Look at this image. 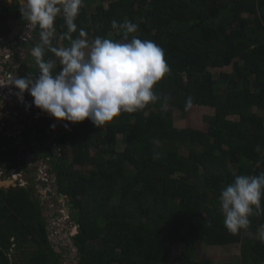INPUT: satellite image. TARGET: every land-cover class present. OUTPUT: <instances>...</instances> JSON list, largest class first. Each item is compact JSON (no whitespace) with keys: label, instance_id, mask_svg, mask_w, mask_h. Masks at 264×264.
I'll return each instance as SVG.
<instances>
[{"label":"trees","instance_id":"obj_1","mask_svg":"<svg viewBox=\"0 0 264 264\" xmlns=\"http://www.w3.org/2000/svg\"><path fill=\"white\" fill-rule=\"evenodd\" d=\"M9 16L0 7V37L6 44L25 37L23 47L30 51L39 43L38 30L19 31L8 41ZM15 17L25 25L19 11ZM114 19L135 23L132 35L163 49L170 71L154 90L168 96L167 104L122 112L100 128L89 120L57 121L56 135L52 120L33 117L43 112L31 105L30 124L22 133L48 158L47 172L78 225L70 235L76 264H167L180 244L184 251L172 264H201L193 256L199 242L241 245L239 263L213 264H264V239L255 237L264 227V213L250 216L248 227L233 234L219 204L221 189L235 176L264 173V0H83L75 23L88 40H119ZM63 25L57 17L54 46H68ZM22 62L20 77L39 74L38 67ZM188 96L193 105L215 109L204 117L205 131L174 126L173 110L186 112ZM24 99L33 98L25 92ZM50 139L52 145H44ZM13 142L0 135L6 171L17 165ZM33 193L20 185L7 192L0 188V264H10L9 253H15L13 264L62 262L65 250L51 244L42 207L35 210L36 219L29 213ZM25 246L33 248L25 252Z\"/></svg>","mask_w":264,"mask_h":264},{"label":"clouds","instance_id":"obj_2","mask_svg":"<svg viewBox=\"0 0 264 264\" xmlns=\"http://www.w3.org/2000/svg\"><path fill=\"white\" fill-rule=\"evenodd\" d=\"M82 5L83 0H22L20 3L22 19L30 29L38 30L39 35V43L30 49L39 74L13 78L20 101L23 102L27 92L33 98L32 105L57 121L77 124L89 120L98 128L122 112L135 113L157 101L167 104L168 96L158 95L154 90L170 71L163 49L152 40L132 35L138 25L129 20L111 22L112 29L122 34L121 39L97 36L89 42L85 30H78L75 23ZM57 17L64 21L66 31L62 38L68 41L66 47L53 45ZM22 38L16 40L21 45L19 52L23 48ZM47 53L52 56L47 57ZM20 60H16L13 69L16 72ZM192 106L193 98L188 96L185 111ZM64 126L67 128L68 124ZM50 127L54 130L56 124ZM256 151H260L259 146ZM262 199L264 173L235 176L219 195L225 228L233 234L246 229L250 216L264 213Z\"/></svg>","mask_w":264,"mask_h":264},{"label":"rangeland","instance_id":"obj_3","mask_svg":"<svg viewBox=\"0 0 264 264\" xmlns=\"http://www.w3.org/2000/svg\"><path fill=\"white\" fill-rule=\"evenodd\" d=\"M18 1H21V0H18ZM14 2H15V0H9L5 3L11 4ZM92 7H94V5H90L88 7V9L91 11ZM13 17H14L13 11H11V19L10 20L13 22L14 28H17L14 25V18ZM15 30L17 31L18 28ZM30 30L31 29L28 27L27 22H26L25 25L23 26V33L26 34ZM28 34L30 35V33H28ZM13 35H14V32L12 31L11 35L7 36L6 40H8V41L13 40L14 39ZM12 36H13V38H12ZM18 40H20V38H18ZM89 42H91V40H89ZM7 44L9 46L11 45L9 42H7ZM16 44H18V42ZM27 50H28L27 48L23 47L21 49L19 55L21 56V58L23 59L24 62H26L27 64L32 65L34 67H37L33 57L30 54V51H27ZM14 54H16L15 51H14ZM21 63H23V62L21 61ZM21 68H22V70L24 69L23 65ZM223 70L224 71H230V68H225ZM218 71L219 70H217L215 72L218 73ZM16 76H18V75H16ZM13 86L14 85H11V84L9 85V87H12L11 90H8L7 86L6 87H3V86L0 87V126H3L4 128L10 127V129H11L10 119H11L12 115H14V116H16L17 119L18 118L20 119V122L23 123L22 128L26 129L30 124V119L28 117H29V115H31V109L30 108L32 105V100L27 101L26 99L23 98V102H21L20 99L18 98V95L16 94V89H14ZM31 99H32V97H31ZM12 101L14 102V104L16 102L15 106H13V104H9ZM20 110L23 111L22 112L23 115L20 114L21 113ZM214 113H215V109L213 107L208 106V105H193L191 107V109L187 110L186 112H181L179 110H173V123H174L175 127H179V128L190 127V128L205 131L207 129V123H206L204 117L207 115H214ZM42 115L49 117L52 120V124L58 123L56 119H54L53 117L49 116L46 113H36V114H33V117H38V116H42ZM6 118H8V119H6ZM229 118L237 119L236 116H230ZM16 121H18V120H16ZM22 128H19V129H16V131H13V135H15L14 136L15 142H13V145H15L17 147L23 145L22 144L23 141H22V139H20ZM10 129H9V131H10ZM18 130H20V132ZM59 131H60V127L56 125L55 129L53 130V133L56 135V133ZM118 138L120 141L121 136H119ZM30 139H31V136H30ZM51 144H52L51 139L44 142V145H51ZM122 147H123V144L121 142V143H119V148L122 149ZM0 156H1V151H0ZM38 158L40 160L37 162L36 168L31 169L34 171L35 174L31 173V172L27 173V171H26L27 178H29V180L27 182L23 181V186L24 187H30L36 196V198H34L33 195H31V197L29 196V202L31 204L34 203L33 207L30 209L29 213H30V215L34 214L35 219L39 217L38 215H36L38 213H36L35 210H37L39 207H41L40 206L41 200L43 202V205L45 206L44 209L45 208L49 209L50 204L47 201L51 198L50 196H45V194L40 196L41 192H42L41 190L43 189V186L38 184V183L40 182L39 181L40 178H42L43 168L46 167L45 163L48 162V158L41 156V154ZM12 160H14V159L12 158ZM33 161H35V160H33ZM33 163L36 164V162L31 161V163L29 165H33ZM26 166L27 165L23 164V167H26ZM76 168L78 169L80 167L77 166ZM28 169H30V166ZM14 170H15L14 172L16 173L18 171L17 167ZM24 173L25 172H23V174ZM10 175L11 174H10L9 170H7V172H5V173H0V187L1 186H8L5 183L6 180L4 179V177L6 176L8 178V180L12 179L10 177ZM43 175H45L44 172H43ZM47 178H49V177L48 176L44 177V179H47ZM29 192H31V191H29ZM38 197H40L41 200ZM44 202H46L47 204H44ZM53 203H54V206L57 205V206L61 207L59 210L61 216L52 215L50 213V211L43 210V209L42 210L44 212H42V210H41V214H43V216L48 220V223H49L48 230L50 231L49 240L51 241V244L56 249H59L71 240V238H70L71 234L70 233L75 234L74 232L77 231L78 225H75L71 221L70 210L68 208V205L66 203L65 198L63 201L62 200L58 201L56 199H53ZM39 222H40V219H39ZM255 237L258 239H264V227L261 228L257 234H255ZM32 248H33L32 246H25V248H23V251H25V252L30 251V249L32 250ZM184 248L185 247L182 244L174 246L171 259L169 260V262L167 264H172V261L174 260V258L180 256L182 254V252L184 251ZM62 251H63V249H62ZM193 253H194L193 256H194L195 260L199 261L201 264L226 263V262L239 263L240 258H241V245L240 244H232V245H228V246H209V245H206L205 243L199 242L195 246V248L193 249ZM14 254L15 253H13V254L9 253V256H8L9 261L8 262L11 261L10 264H13L12 259H13ZM63 256H64L62 258L63 264H73V261L76 260L75 259L76 254L74 253L73 249L65 251Z\"/></svg>","mask_w":264,"mask_h":264},{"label":"crops","instance_id":"obj_4","mask_svg":"<svg viewBox=\"0 0 264 264\" xmlns=\"http://www.w3.org/2000/svg\"><path fill=\"white\" fill-rule=\"evenodd\" d=\"M7 1H9V0H4V1L3 0H0V7H1V10H4V12H6V13H8L10 15L9 16V20L11 19V11H13V15H14V17H13L14 18V25L18 28V30L17 31L15 30L17 28H14L13 22L11 20L10 21L8 20V23L10 24V26L12 27V30L14 32V35L13 36H15V35H17V33L19 31H21V32L23 31V25L15 17V15L17 14V11H19V5L22 2V0L21 1L15 0V2L14 3H11V4L5 3ZM15 6L17 7V9H13V7H15ZM13 36H12V38H13ZM4 42H5V40L0 37V87H2V86L3 87H6L7 86V89L8 90H11L12 87H9V85L10 84L13 85V78L16 75H18V73L13 70L14 67L16 66V62H17L16 60L19 59V58L22 59L21 56L19 55L20 52L18 51L19 50V47L21 45L20 44H16V40H13V43L14 44L12 43L10 46L8 44L4 43ZM13 50L16 52V54H14V51ZM7 55H9V58H7ZM22 60H20V61H22ZM8 78L9 79L11 78V79L9 80ZM13 88H14V86H13ZM17 91L18 90H16V93H17ZM9 104H13V106H14L16 104V102L14 104V102L12 101ZM20 112H21L20 114L23 115V113H22L23 111L20 110ZM6 119H8V118H6ZM16 120H18V121H16ZM10 121H11V123H10L11 124L10 125L11 126V129H10V127L9 128H4L3 126H0V135H7L8 137H13L14 138L15 135H13V131H16V129L22 128L23 127V123L20 122V119L19 118L17 119L16 116H14V115H12ZM9 129H10V131H9ZM20 130H18V131L20 132ZM22 133H23V128L21 130V135H20V139H22V141H23ZM33 145H35V143ZM13 146L16 147V151H17V154H18V156H17V165H16V167L18 169L17 172H20V168L19 167L20 166L23 167V164L21 162L22 161V159H21L22 156L20 154L21 152L18 151V148L20 146H18V147L15 146V145H13ZM21 146H23V145H21ZM22 149H23V147H22ZM3 162H5V161L2 160V162H0V173L7 172L5 170V168L3 167ZM15 168H12L11 170H9V172H12V174L14 175L13 178L17 177V172L16 173H13L15 171L14 170ZM0 188H2V187H0ZM2 189H4V188H2ZM5 192H7V191H5Z\"/></svg>","mask_w":264,"mask_h":264},{"label":"flooded vegetation","instance_id":"obj_5","mask_svg":"<svg viewBox=\"0 0 264 264\" xmlns=\"http://www.w3.org/2000/svg\"><path fill=\"white\" fill-rule=\"evenodd\" d=\"M25 129V128H24ZM23 129V130H24ZM23 146H20L19 148H18V151H20L21 153V159H22V164H25V165H27L26 167H19L20 168V172H17V177H15L14 179H13V174H12V172H10V177L14 180V183H15V186L16 185H20V186H22L23 187V181L24 182H27L28 180H29V178H27V173H29V172H31V173H34V171L33 170H31V169H35L36 168V166H37V162L40 160L38 157L40 156V154H41V149L38 147V146H36V145H33L35 142L33 141V139H32V137H31V139H30V137H29V139H27V140H25L24 138H23ZM52 145V144H51ZM22 147H23V149H22ZM41 156H42V154H41ZM32 159V160H31ZM33 160H35V161H33ZM31 161L32 162H36V164L35 163H33V165H29L30 163H31ZM45 165L47 166V168L46 167H44L43 168V172H44V174L45 175H43V172H42V178H40V182L38 183V184H40V185H42L43 186V189L41 190L42 192L43 191H45V196H50L51 198L47 201L49 204H50V208L49 209H47V208H45L44 209V205H43V202H42V200L40 199V197H38L40 200H41V204H40V206L42 207V209L43 210H48V211H50V213L52 214V215H57V216H61V214H60V212H59V210H60V206H57L56 204V206H54V203H53V199H56V200H58V201H60V200H62L63 201V194L62 193H60L59 191H58V187H57V185H56V183H55V181H54V176L51 174H48V172H47V170H48V167L50 166L49 164H46L45 163ZM29 166H30V169H28L29 168ZM18 170V169H17ZM26 171H27V173H26ZM23 172H25L24 174H23ZM13 173H15V172H13ZM35 174V173H34ZM49 177V178H47V179H44V177ZM30 188V187H29ZM40 191V192H41ZM41 192V195L40 196H42L43 195V193ZM33 196H35V193H33ZM35 198H36V196H35ZM60 199V200H59ZM44 204H47L46 202H44ZM42 210V212H44ZM47 211V212H48ZM43 215V214H42ZM51 215V216H52ZM56 217V216H55ZM46 222L48 223V220L46 219ZM48 225H49V223H48ZM71 235H73L72 233H70ZM65 250V251H67V250H72L73 249V251H74V253L76 254V260H74L73 261V264H76L77 263V259H78V256H77V248L75 247V245L73 244V241L72 240H70L68 243H66L65 245H63L61 248H59V249H57L58 251H61V250ZM72 252V251H71ZM61 264H63V262H61Z\"/></svg>","mask_w":264,"mask_h":264},{"label":"water","instance_id":"obj_6","mask_svg":"<svg viewBox=\"0 0 264 264\" xmlns=\"http://www.w3.org/2000/svg\"><path fill=\"white\" fill-rule=\"evenodd\" d=\"M4 179H5L7 182L10 181V184H7L8 186H1L2 188H4L5 191H7L8 188H9L10 186H15V183H14V180H13V179H9V180H8V178H7L6 176L4 177ZM42 193L44 194L45 191H43ZM63 200H64V198H63Z\"/></svg>","mask_w":264,"mask_h":264},{"label":"bare ground","instance_id":"obj_7","mask_svg":"<svg viewBox=\"0 0 264 264\" xmlns=\"http://www.w3.org/2000/svg\"><path fill=\"white\" fill-rule=\"evenodd\" d=\"M5 183H6V184H10V181H8V182L6 181Z\"/></svg>","mask_w":264,"mask_h":264},{"label":"built area","instance_id":"obj_8","mask_svg":"<svg viewBox=\"0 0 264 264\" xmlns=\"http://www.w3.org/2000/svg\"><path fill=\"white\" fill-rule=\"evenodd\" d=\"M22 39H23V40H25L26 38H25V37H23ZM7 58H8V55H7Z\"/></svg>","mask_w":264,"mask_h":264}]
</instances>
